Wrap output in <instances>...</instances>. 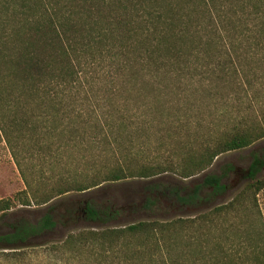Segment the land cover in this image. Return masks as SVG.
<instances>
[{
	"label": "trees",
	"instance_id": "obj_1",
	"mask_svg": "<svg viewBox=\"0 0 264 264\" xmlns=\"http://www.w3.org/2000/svg\"><path fill=\"white\" fill-rule=\"evenodd\" d=\"M261 139L264 0H0V144L25 184L0 199L2 214L106 182L193 177ZM248 170L231 200L195 216L115 226L90 203L87 218L104 226L52 249L98 264H264V152ZM154 190L198 204L227 184L206 174L183 194ZM244 209L247 250L237 240ZM58 225L52 209L15 221L0 253Z\"/></svg>",
	"mask_w": 264,
	"mask_h": 264
},
{
	"label": "rangeland",
	"instance_id": "obj_2",
	"mask_svg": "<svg viewBox=\"0 0 264 264\" xmlns=\"http://www.w3.org/2000/svg\"><path fill=\"white\" fill-rule=\"evenodd\" d=\"M263 152L264 139H261L249 147L219 155L209 168L193 177L182 179L167 174L154 178H129L117 182H106L86 191L68 192L44 205H17L3 214L0 212V233L9 231L11 224L18 220L36 221L48 209H52L59 221L54 231L32 238L30 246H24L19 250L5 249L4 251L18 252H8L11 255L0 253V264H98L86 255L68 256L56 253L51 245L52 242L62 241L71 231L104 226L101 222H94L87 218L85 212L87 205L96 202L107 211H112L113 216L107 224L115 226H124L142 219L166 220L174 217L195 216L215 204L228 202L240 192L250 182L248 169L253 155ZM206 174L223 175L227 190L198 204H186L170 191L154 190L157 186L161 188L167 186L170 189L179 187L183 194L201 181ZM259 177L264 178V171L259 174ZM23 188L25 184L19 170L2 143L0 144V199L11 197ZM149 199H155V203L146 206ZM257 202L264 213V190L257 194ZM246 214L247 211L244 209L240 226L237 228V240L242 242L243 248L247 250V247L250 249L254 245V230L250 228ZM40 241L43 243L33 245ZM245 258L249 259L247 254ZM112 261L109 259L99 264H124Z\"/></svg>",
	"mask_w": 264,
	"mask_h": 264
},
{
	"label": "flooded vegetation",
	"instance_id": "obj_3",
	"mask_svg": "<svg viewBox=\"0 0 264 264\" xmlns=\"http://www.w3.org/2000/svg\"><path fill=\"white\" fill-rule=\"evenodd\" d=\"M238 171V170H237ZM249 171V170H248ZM85 204H86V201H85Z\"/></svg>",
	"mask_w": 264,
	"mask_h": 264
}]
</instances>
